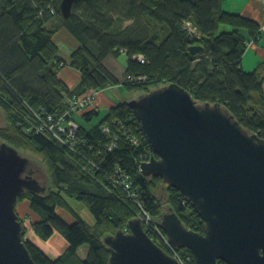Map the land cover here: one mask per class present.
Segmentation results:
<instances>
[{"label":"trees","instance_id":"16d2710c","mask_svg":"<svg viewBox=\"0 0 264 264\" xmlns=\"http://www.w3.org/2000/svg\"><path fill=\"white\" fill-rule=\"evenodd\" d=\"M61 1L0 0V107L8 124L0 136L40 153L49 167L53 187L44 194L27 191L20 196L39 212L33 224L36 235L49 240L58 232L74 257L88 245V255L79 264H108L111 251L101 239L104 234L129 232L140 205L152 217L163 214L155 193L162 178L140 171L151 148L146 138L139 140L142 129L128 101L112 105L98 122L101 109L88 107L79 113L92 89L119 84L105 60L127 54V91L148 92L175 82L199 102L222 104L249 133L263 139L264 63L249 72L242 68L246 43H259L262 25L251 16L224 10V0H75L69 18L60 11ZM186 22L199 29L200 39L191 40ZM63 28L79 42L67 60L53 41ZM194 45L204 51L193 55L189 47ZM61 64L80 71L75 88L59 76ZM254 92L260 97L252 104ZM39 116H51L54 123L65 118L66 129L68 120L75 121V146L61 143L48 130L38 131ZM114 140L117 146L108 151ZM116 168L132 175L135 197L112 183ZM166 185L170 211L188 228L204 233L202 216L179 190ZM74 201L89 209L96 219L93 226L70 209ZM60 207L72 211L76 221L69 224L59 216ZM161 218L155 225L164 231ZM25 242L36 264H64L50 260L30 240ZM179 251L194 264L190 250Z\"/></svg>","mask_w":264,"mask_h":264},{"label":"water","instance_id":"95a60500","mask_svg":"<svg viewBox=\"0 0 264 264\" xmlns=\"http://www.w3.org/2000/svg\"><path fill=\"white\" fill-rule=\"evenodd\" d=\"M61 2L69 18L75 0ZM189 51L204 50L194 45ZM128 104L154 153L140 171L179 190L206 224L200 234L175 212L164 213L161 226L170 242L190 250L194 264H264V138L249 133L222 104L199 102L175 82ZM29 161L0 143V264H36L16 204L27 190L44 194L48 185L30 176ZM129 227L104 237L108 264H178L147 234L140 217Z\"/></svg>","mask_w":264,"mask_h":264},{"label":"rangeland","instance_id":"374dc122","mask_svg":"<svg viewBox=\"0 0 264 264\" xmlns=\"http://www.w3.org/2000/svg\"><path fill=\"white\" fill-rule=\"evenodd\" d=\"M234 1L235 0H224L223 6L224 7L226 6V8L233 7ZM189 28L194 29L192 25H190ZM226 29H228V28H225L224 30H226ZM56 34H54V35L57 36ZM53 41H54V39H53ZM252 41L253 40H248V42L246 43L247 48L249 47V44ZM59 42H60V40H59ZM54 43H56V42L54 41ZM65 44H67L65 41L64 42L61 41L59 43V47H60L59 49H60L61 57L65 58L67 60L71 55V53H70L67 56L68 50L71 47L69 45H65ZM252 45H253V43H252ZM127 60L128 59L125 55H121L118 58L109 56L108 59L105 60V62H104L105 66H107L110 69V71L112 72V74L117 77V79L119 80V84L118 85L109 84L106 88H104V90L102 89V90L97 91L96 89H92V91L88 92L87 95L85 96V100L81 101L82 105L80 106V111H79L80 114H83L84 112H86L85 109H87L88 107H90V109H93V108L101 109L102 114L100 115V118L95 119L96 122H98L101 118L107 116V114L109 112V108L112 106V105L109 106L110 102H112V104L115 105V104L119 103L120 101H130L133 98L134 99L138 98V96L142 95V93H146V91H147L146 89L133 90L131 92L126 90V86L123 83H125L127 77L125 76V69H123V67L127 69V65H126ZM70 71H72V74L76 75L75 79H73L74 82L76 79L79 78L77 83H76V85H77L81 80V73L78 69H73L69 65L64 67V64H61L58 67V72H59L60 77L64 78L65 75H69ZM163 84H162V86H163ZM75 87L76 86H73V88H75ZM152 88H154V87H152ZM98 94H104L105 95L104 97H102V96H100V97L101 98H107V99L106 100H100V98H98L99 97ZM259 97H260V94L258 92H254L253 93V99L251 100V103L252 104L256 103L255 100ZM36 113H39V112L34 113V118L36 117ZM39 118H40L39 122L41 123L40 126H42V125H44L45 120L49 119V116L48 117L39 116ZM7 126H8L7 115L4 112V110L0 107V130L6 128ZM49 126H50V128L52 127L51 130H49V131L51 133H53V135L56 138H58V140L60 142H61V139L65 140L66 136L64 135V133L60 132V128L62 127V123L61 124L60 123L55 124V123L51 122V123H49ZM144 138H146V137L143 133V137L141 136L139 138V140L144 141ZM3 142L9 144L12 147H15L22 156H24V157L26 156L27 158L30 159L29 163L32 166H34V168L36 169V173L34 174V179H36V180L39 179L40 185H45V184L48 185V187H49L48 191H49L52 184H53V179H52V176L50 175L49 167L47 166L45 157L38 152L35 153V151L29 147L18 146V145L13 146L7 140H5L4 138H2L0 136V143H3ZM75 142L76 141L73 142V146H75V144H76ZM126 179L128 180L130 187H124L123 191H125L126 195H128V196L131 195V196L135 197V195L138 193V189H134L135 184H134V179H133L132 175L129 173V175L126 177ZM155 193L158 197V201H159V204L161 206V216H162V214L168 213L171 209V205L169 204L170 193L168 191V186L163 181V179H162V181H160ZM26 194H27V192H26ZM137 201L139 202V199H137ZM23 202L26 204L27 203L29 204L30 200L26 199L25 197H19L17 205L19 206V204H21ZM73 205H74V208H76L78 210V212L80 213L79 216H81L82 218H85V220L89 224H93L95 222V218L90 213L89 209L84 206L83 203L74 201ZM60 208H58L57 210L64 213L65 216H63L61 213H59V214H61V216L64 219H66L68 223L71 224L72 222H74L76 220V219H74V213H73L74 209L73 208H70V209H72L73 212L70 211L69 209H66L63 207H60ZM142 209L139 208V212L137 215L140 216V218L141 217L146 218V223L143 221V226H145V230L148 232L149 227H150V236L154 237L155 239L161 238V237H159L160 235L157 234V231L153 226L154 224L150 225V226L148 224L151 222L152 219H155V221L157 223L158 219H160L161 217H159V216L158 217H154V216L152 217L149 214V211H146L145 209H143V211H142ZM31 212H32V210L30 211V213ZM70 212H72V213H70ZM17 213H18L21 221H23L24 226L26 228L25 234H23V237H24V241H27L28 236H30V235L33 236V234H34L33 232H35L32 230L33 223H34V221H32V219H33L32 214H29L30 215L29 216L28 211L27 212H21V210H20L21 217H22L21 218L18 210H17ZM160 224H161V222H160ZM107 235L108 234H104L101 239L104 240V237H106ZM112 235H115V233ZM61 236H62V234H59L58 232H56L53 237H59L60 238ZM64 239H63V241L65 244L61 245V249H59V251L57 253L53 252L54 247L52 246L51 243H49L51 246L48 245L47 242H49V241H44V246L49 250V252H52V254H53V255H51V257L48 255H46V256L52 261L62 260V262L64 264H79V263H81V261L84 260V258H86L88 255V245L87 244L83 245L78 250L79 251V254H77L78 256L74 257V256H72V254L67 252L69 246H66L68 244V242L65 241ZM163 247L166 249L165 245ZM86 251H87V254H86ZM178 256L182 257V259H184L185 261L189 260L188 256L184 255L179 250H178Z\"/></svg>","mask_w":264,"mask_h":264},{"label":"crops","instance_id":"0c3cea01","mask_svg":"<svg viewBox=\"0 0 264 264\" xmlns=\"http://www.w3.org/2000/svg\"><path fill=\"white\" fill-rule=\"evenodd\" d=\"M223 9L224 10L226 9V11H229V12H232L235 14L239 13V14H243L245 16H247V15L251 16L252 18H254L256 21H258L262 25V30H261L262 33H261V38L259 40V43H253L252 46L248 47V50L246 51V53L244 54L243 59H242L243 60L242 68L246 72H249V71H253L254 69L262 66L264 63V0H235L233 7L226 8V6L225 7L223 6ZM56 35L57 36H55L53 39L58 46H59V43L61 41H63V42L65 41L67 43L65 45H69L71 47L68 50L67 56L73 50H75V48H77L79 46V42L76 39V37L73 36L65 28H63L62 30L57 32ZM59 40H60V42H59ZM122 55H125L127 57V54H125V53H122ZM127 59H128V57H127ZM123 69H125V71H126V68L123 67ZM75 77H76V75L72 74V71H70L69 75H65L64 78L63 77H61V78L66 80L67 83L69 84V86L71 88H73V86H76V83L79 79V78L76 79L74 82L73 79H75ZM98 96H99L98 98H100V100H106L107 99V98H101L100 97V96L104 97L105 96L104 94H98ZM110 105H113L112 102H110L109 106ZM71 205L73 206L72 208H74L73 202H71ZM16 209L18 210L20 217H21L20 210H21V212H27L28 211L29 212L28 215L32 214V218H33L32 221H34V223H36L40 219L39 212L34 211L33 208L31 207L30 203L26 204L23 202V203L19 204V206L16 204ZM30 209L32 210L31 213H30V211H31ZM74 209L76 211H78L76 208H74ZM59 213H61L63 216H65L64 213L57 210V214L59 216H61V214H59ZM95 223H96V219H95V222L93 224H90V225L93 226ZM32 230H33V227H32ZM33 233H34L33 236L32 235L28 236V240L33 242L39 249L42 250L43 253H45L46 255H48L50 257L53 254H52V252H49V250L44 246V241H49V242H47L48 245H50L49 243H51L52 246L54 247L53 252H56V253L59 251V249H61V245L65 244L63 241L64 238L62 236L60 238L59 237H53L55 235L54 234L49 240H43L40 237H38L35 232H33ZM64 240L66 241V239H64ZM66 246H69V243ZM86 254H87V251H86Z\"/></svg>","mask_w":264,"mask_h":264},{"label":"built area","instance_id":"2783aa9c","mask_svg":"<svg viewBox=\"0 0 264 264\" xmlns=\"http://www.w3.org/2000/svg\"><path fill=\"white\" fill-rule=\"evenodd\" d=\"M190 25H192L193 26V28L194 29H190L189 28V26ZM185 28L186 29H188V32H189V35H190V38H191V40H194V38L193 37H195V38H197V39H200V37H201V34L199 33V29H197L195 26H194V24L192 23V22H186V25H185ZM252 43L253 42H251L250 44H249V46H251L252 45ZM137 58V57H136ZM138 59H139V61H141V62H144V60H145V58H144V56L143 55H139L138 56ZM82 105V104H81ZM53 118L51 117V116H49V119H48V122H44V125H42V126H40V124L37 126V129H38V131H46V130H48V132H50L49 130H51V128H50V126H49V123H51ZM65 120V118H61V119H59V121L58 122H56V123H62V127L60 128V132L61 133H64V135L66 136L65 137V140H63V139H61V143H63V144H65V145H70L71 147H74L73 146V142L77 139V136H78V132H77V123L75 122V121H73V120H68V123H69V127H68V129H66L65 128V126L63 125V123L64 122H67V120L66 121H64ZM40 121V120H39ZM54 123V122H53ZM55 123V124H56ZM105 131H110L108 128H105L104 129ZM57 139V138H56ZM137 140V139H136ZM115 141V140H114ZM137 143H139V140H137ZM117 146V143H116V141L115 142H113V143H111V145L110 146H108V151H112V149L114 148V147H116ZM153 155H154V153L152 152V150H150V152L149 153H147V154H145V157H144V159H143V163H145V162H150V160H151V157H153ZM142 163V164H143ZM115 172L117 173L116 174V176L113 178V181H112V183L114 182L117 186H119L120 188H124V187H130V184L128 183V180L126 179V177L129 175L126 171H124L123 170V172L120 170V169H118V168H116L115 169ZM138 202V201H137ZM141 209H142V207H141V205L139 206ZM142 211H143V209H142ZM140 217V216H139ZM141 219H142V222L144 221L145 223H146V218L145 217H141ZM149 224V226L150 225H153L154 226V228L156 229V231H157V234L158 235H160L159 237H161V238H159V239H155L154 237H152V239L158 244V246L160 245V247H162L165 251H168V250H172V252H174V250H173V246H172V244H171V242H170V240H169V236H167L166 235V233L164 232V231H161L158 227L159 226H156L155 224H156V221H155V219H152L151 220V222L150 223H148ZM147 226V225H146ZM147 232V231H146ZM147 234H149V236H150V227H149V231L147 232ZM151 237V236H150ZM165 245V247H166V249L163 247ZM179 250V249H178ZM174 257L178 260V261H180L181 262V264H192V260H191V258H189V260L188 261H185L184 259H182V257H179L178 255H174Z\"/></svg>","mask_w":264,"mask_h":264},{"label":"bare ground","instance_id":"6f19581e","mask_svg":"<svg viewBox=\"0 0 264 264\" xmlns=\"http://www.w3.org/2000/svg\"><path fill=\"white\" fill-rule=\"evenodd\" d=\"M29 166H30V169L32 168H34V166H32L30 163H29ZM34 170V174L36 173V169L34 168L33 169ZM172 244V243H171ZM172 246L174 247L173 248V250H174V252H172V250L170 249V250H168V251H166L168 254H169V256L171 255L177 262H178V264H181V262L180 261H178L175 257H174V255H178V249H180L179 247H176V246H174L173 244H172Z\"/></svg>","mask_w":264,"mask_h":264},{"label":"flooded vegetation","instance_id":"af4514ba","mask_svg":"<svg viewBox=\"0 0 264 264\" xmlns=\"http://www.w3.org/2000/svg\"><path fill=\"white\" fill-rule=\"evenodd\" d=\"M34 169V168H33ZM32 168L30 169L31 171H29L30 176L34 178V170ZM39 180V179H38Z\"/></svg>","mask_w":264,"mask_h":264}]
</instances>
